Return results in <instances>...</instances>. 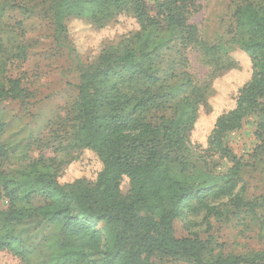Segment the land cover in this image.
Instances as JSON below:
<instances>
[{"label": "trees", "instance_id": "16d2710c", "mask_svg": "<svg viewBox=\"0 0 264 264\" xmlns=\"http://www.w3.org/2000/svg\"><path fill=\"white\" fill-rule=\"evenodd\" d=\"M195 2L157 0L151 13L146 0L53 1L51 19L59 35H67L65 21L72 17L102 27L128 15L136 26L116 43L105 42L91 61L79 65L72 107L74 150L65 160L56 163L39 155L22 175H14L2 168L11 145L0 140V199L7 201L0 209V249L23 254L15 226L37 219L64 232L55 255L62 264L264 262V249L252 256H207V239L193 232L182 237L174 233V221L185 220L190 212L222 216L228 203L210 201L222 196L229 195L234 213L258 214L264 204V196L259 201L232 194L240 163L231 159L224 142L264 97V0L237 3L230 39L212 45L188 20L197 10ZM234 45L248 55L250 76L236 90L234 106L216 116L207 147L201 149L207 156L234 162L228 173L218 176L202 171L190 158L200 148L192 142V132L210 84L197 82L178 66L187 64V52L195 48L212 65L211 78L220 76L238 66L230 55ZM28 97L20 78L0 76V107L6 100L26 102ZM4 126L0 123V134ZM84 153L99 163L93 177L61 182L58 167ZM33 195L43 197V203L32 204Z\"/></svg>", "mask_w": 264, "mask_h": 264}, {"label": "rangeland", "instance_id": "374dc122", "mask_svg": "<svg viewBox=\"0 0 264 264\" xmlns=\"http://www.w3.org/2000/svg\"><path fill=\"white\" fill-rule=\"evenodd\" d=\"M53 1L0 0V76L20 78L21 86L29 93L26 102L6 100L0 107V123L5 125L0 140L11 145L1 164L14 175H22L28 163L39 155L54 158L58 163L73 152L72 125L76 120L72 107L77 95L78 67L91 61L105 42L116 43L136 26L128 15H120L102 27L72 17L65 21L67 35H59L51 19ZM155 1L146 0L151 13ZM240 1L196 0L197 10L188 20L198 26L200 37L208 44L228 41L232 11ZM230 55L238 61V66L217 77L211 78L212 65L195 48L188 50L187 64L178 66L189 71L197 82H209L211 89L199 107L192 132V142L200 148L192 151L190 158L202 171L210 170L222 176L228 173L235 157L240 169L233 177L232 194L260 201L264 196V97L258 109L243 119L239 129L225 135L231 159L201 153L207 147V136L216 116L234 106L236 90L250 76L248 55L235 45ZM205 158L206 167L202 166ZM98 168L93 155L84 153L79 160L59 166L57 172L61 182H69L83 176L92 178ZM228 197L214 200L209 197L215 204L228 203L222 209V216H204L203 210H197L188 213L185 220H175V235L182 237L193 232L207 239L210 249L207 256H252L263 250L264 223L259 216L264 217V204L259 205L258 214L234 213ZM43 201L38 195L31 198L34 205ZM5 206V200L0 199V209ZM14 233L24 253L16 255L0 249V264H62V259L55 258L64 235L59 225L33 219L16 225ZM69 264L78 263L71 260Z\"/></svg>", "mask_w": 264, "mask_h": 264}, {"label": "built area", "instance_id": "2783aa9c", "mask_svg": "<svg viewBox=\"0 0 264 264\" xmlns=\"http://www.w3.org/2000/svg\"><path fill=\"white\" fill-rule=\"evenodd\" d=\"M5 202H7V201L5 200Z\"/></svg>", "mask_w": 264, "mask_h": 264}]
</instances>
